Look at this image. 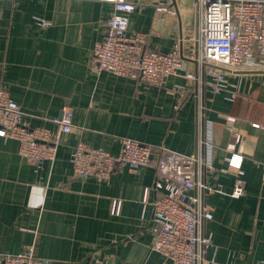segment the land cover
Listing matches in <instances>:
<instances>
[{
    "label": "crops",
    "instance_id": "1",
    "mask_svg": "<svg viewBox=\"0 0 264 264\" xmlns=\"http://www.w3.org/2000/svg\"><path fill=\"white\" fill-rule=\"evenodd\" d=\"M134 1L128 30L147 32L149 49L166 52L181 39L184 69L159 86L91 72V49L104 33L110 4L0 0V85L7 86L29 127L53 129L52 118L64 106L72 108L74 125L61 135L54 161L39 166L19 156L17 140L0 136V254L33 244L45 264H170L151 248L152 206L143 201L145 189L154 186V166L117 169L108 182H97L73 173L71 151L82 141L117 153L120 139L130 137L155 149L193 154L201 132L216 145L211 157L216 182L229 192L235 170L227 166L233 142L225 129L227 115L242 140L245 190L239 197H207L213 216L203 224V232L211 234L204 257L208 264H264L263 74L227 73L228 86L211 93L184 77L199 74L186 55L198 22L193 0ZM35 17L49 25L36 24ZM114 199L120 201L116 214Z\"/></svg>",
    "mask_w": 264,
    "mask_h": 264
},
{
    "label": "built area",
    "instance_id": "2",
    "mask_svg": "<svg viewBox=\"0 0 264 264\" xmlns=\"http://www.w3.org/2000/svg\"><path fill=\"white\" fill-rule=\"evenodd\" d=\"M96 1L110 4L112 11L101 39L91 49L88 60L91 72L99 74L107 71L159 86L168 76L178 75L184 69L181 39L169 51L159 52L147 47V32H129L128 14L135 9L134 0ZM193 2L197 6L198 22L191 35V46L187 48L189 55H186L196 62L199 74L195 77L192 72H185L184 77L197 79L198 84L213 94L228 86L227 73L259 71L264 78V0ZM158 9L172 12L166 7ZM33 19L40 26L49 25L44 18ZM234 96L233 92L231 98ZM22 115L19 104L11 99L7 86L1 84L0 136L17 140L19 156L30 164L39 166L44 160L54 161L61 135L74 127L72 108L64 106L62 114L52 118L55 124L53 129L29 127L22 120ZM223 116L225 129L233 139L227 146L231 151L227 166L235 170L229 192H225L216 182L217 170L211 160L216 145L209 136L204 138L200 129L199 150L193 154L163 147L155 149L130 137L120 139L117 153L80 141L70 154L72 171L83 179L108 182L117 169L125 168L133 172L139 166H154V186L145 189L143 199L144 203L152 206V250L168 259L170 264H208L204 256L211 243V234L203 232V224L213 215L206 199L214 193L239 197L245 190L241 167L242 140L233 130L234 118ZM262 168L264 183V160ZM119 206L118 199L112 200V214L118 213ZM0 264L45 262L35 254L32 244L16 254H0Z\"/></svg>",
    "mask_w": 264,
    "mask_h": 264
}]
</instances>
